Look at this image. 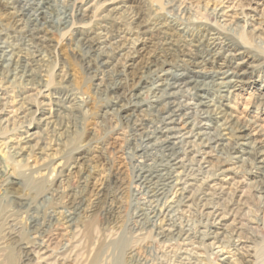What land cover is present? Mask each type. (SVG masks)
Wrapping results in <instances>:
<instances>
[{
    "label": "bare ground",
    "instance_id": "6f19581e",
    "mask_svg": "<svg viewBox=\"0 0 264 264\" xmlns=\"http://www.w3.org/2000/svg\"><path fill=\"white\" fill-rule=\"evenodd\" d=\"M3 2L13 10L17 24L15 32L22 42L12 44L6 40L7 37L0 29V78L6 84L18 83L28 88H37L39 74L36 72L35 64L42 55L40 48L42 45L40 43L44 39L42 32L46 27L72 30L78 45L82 48L80 53L82 60L98 81L96 85L99 92L108 97L109 106L132 119L135 112L145 110L143 107L146 103L142 101L140 94L147 89L153 97L149 107L157 112H169L167 117L163 115L166 117L165 129L158 128L156 131L158 138L165 136L158 142L164 150V156L160 158L162 162L143 165L139 174V180L150 192V201L157 202L155 209L158 202L166 198L172 188L180 186L176 191L177 200L170 199L168 205L157 211L158 214H164L168 210L167 213L173 220L163 225L159 224L162 225L158 228L159 237L167 239L168 242L171 239H181L184 245L189 244L186 241L193 242L194 239H198L197 242L208 247L211 252L217 249L221 253L227 252L222 243L226 238L227 228L234 220L227 223L231 217L222 211L220 200L223 199V194H227L225 192L227 184L231 187L232 185L242 187L243 176L235 164L248 158L253 162L252 168L256 169V172L264 167V140L258 137V134L264 135L262 133L264 124L255 125L260 126L257 131H254L255 128L250 129L249 124L241 122V117L233 104L244 85L250 82L249 78L254 70L264 66V56L249 52V47L235 38L234 31L239 27L236 24V15L219 9V23L212 25L201 19L192 23L181 21L149 3L144 10L136 11L130 5V0H3ZM58 5L62 7L61 11L57 8ZM99 8H102V11L97 14L96 10ZM56 14H62L63 19L55 20ZM261 30L262 25L254 27L255 33ZM166 86L168 89L187 88V92L190 91L196 99L197 107H203L200 114H205L210 123L215 124V132L208 134L206 131L211 124H192L187 113L180 112L181 107L174 108L176 94L165 93L163 90H166L164 89ZM262 88L264 89V81L259 89ZM215 92L221 93L219 95L224 98L225 102L220 101L223 106L216 107L213 104L214 100L210 95ZM75 97L73 94H67L66 101H57L55 114L44 116L40 121L50 126L53 133L57 128L61 130L70 128L72 124L65 125L64 120L68 116H77L80 102ZM257 97L264 102V92L258 93ZM22 103L31 105L29 99ZM2 105L0 97V108ZM4 114V109H0V120ZM178 115H181L180 120L175 118ZM133 119L131 120L133 129L142 130L145 124ZM176 124L178 126H175ZM176 131L181 133L182 138L184 137L182 140L194 137V140H200V143L193 145L194 140H188L185 149L176 151L171 147L177 143L172 140L176 137L169 135ZM67 132L66 129L60 133L58 139L66 149L65 159L60 165L61 174L50 184H43L42 188V185L39 186L41 189H38L34 197L17 195L13 201L14 207L8 208L10 207L8 203L2 205L4 207L1 208L3 217L0 220V251L4 248L7 236L19 234L11 227L17 224L18 216L22 213L28 215L29 230L32 234L49 236L50 229L57 225L59 228L68 229L72 239H75L82 231L86 217L93 208L101 199H110L108 176L97 165L100 153L99 137L85 145L72 147L71 135H67ZM63 134L64 137L61 139ZM205 134L209 137H204ZM18 148L19 151L14 152L16 156L24 152L43 153L47 144L44 140L38 139L37 131L33 127H27ZM194 150L198 154L193 159L200 164L199 172L196 173L197 169L184 180L176 173L178 168L184 166L182 162L184 158L180 159V153L187 156ZM202 163H209V166L205 167ZM73 175L78 176L80 180V187L74 191L66 184L67 179ZM263 188H259L258 191L264 193ZM197 204L206 210L203 211L204 216L206 214L208 217L205 216L206 223L203 225L206 230L200 231L199 235L188 233V229L182 227L180 223H175L173 219L176 214L184 215L186 209H191ZM142 223V226L147 224ZM233 235L229 237L235 252L241 254L244 251L246 258L256 257L258 261L264 256L262 249L259 250L254 244H249L251 241L243 239L240 235L236 234L235 237ZM30 243L33 244L29 239L23 242L27 247L31 246ZM27 247L23 255L26 259L31 253ZM174 252L182 259V263L179 264H188V260L193 258L199 261L204 256L201 252L185 247H180ZM223 260L233 264L227 257Z\"/></svg>",
    "mask_w": 264,
    "mask_h": 264
},
{
    "label": "rangeland",
    "instance_id": "374dc122",
    "mask_svg": "<svg viewBox=\"0 0 264 264\" xmlns=\"http://www.w3.org/2000/svg\"><path fill=\"white\" fill-rule=\"evenodd\" d=\"M148 3L187 23L201 19L206 23L216 25L219 23V9L229 11L236 15V24L239 25L234 31L235 38L248 46L249 52L264 56V0H130V5L136 11L144 10ZM57 8L60 11L62 9L59 5ZM11 10L3 0H0V29L7 37L6 40L12 44L14 42L21 44L22 41H19L21 38L15 32L17 24L13 10ZM101 11L102 8H99L96 13L99 14ZM62 19V14H56L55 20L61 21ZM256 25H262V30L257 33L254 32ZM44 31L42 32L44 39L40 43L42 44L40 46L42 55L35 64L36 72L39 74V85L37 86L39 89L28 88L18 83L6 84L0 78V97L3 103L0 109H4L5 112L0 120V220L3 217L1 208L4 206L2 205L8 203L10 206L8 208L14 207L13 201L16 200L17 195L34 197L43 184H50L61 174L60 165L65 159L66 149L58 139L60 133L66 129L68 130L67 135H71L72 147L85 145L88 141L99 137L100 153L97 165L108 176V192L111 200L103 198L93 208L87 215L85 227L83 226L76 240L72 239L68 229L59 228L57 225L50 229L49 236L32 234L29 230L28 215L20 214L17 224L11 227L19 234L9 235L4 240V248L0 251V264H179L182 263V259L174 250L180 247L191 248L193 251L204 254L199 261L196 258L188 260V264H228L223 260L225 257L233 264H264V256H261L258 261L256 257L246 258L244 251L241 254L235 252L236 250H233L231 246V237H229L231 234H234L233 237L236 234L240 235L243 239L252 242L249 244H254L255 248L264 251V193L258 191L259 188L264 187V174H262L264 167L259 170L260 173L256 172V169L252 168L253 162L248 158L235 164L243 176L241 178L242 187L239 188L238 185L231 187L227 184L225 191L227 194H223L222 197H224L220 200L222 211L231 217L227 223L234 220V223L227 228L226 238L224 237L225 240L222 243L227 252L221 253L219 249L211 252L208 247L198 243V239H194L193 242L186 241L189 244L184 245L181 239H171L168 242L167 239L159 237L158 228L173 220H171L172 217L170 219L168 210L164 214H158L157 211L168 205L170 199L177 200L176 191L180 186L172 188L167 197L158 202L155 209L157 202L150 201V192L147 186L139 180V174L142 167L162 162L164 150L158 142L165 136L158 138L156 131L158 128L165 129L164 121L169 112L161 113L155 111L154 108L151 109L149 106L153 98L152 94L144 89L140 97L146 103L143 107L145 110L135 112L132 119L140 120L145 126L142 130L135 131L132 119L123 116L114 107L109 106L108 97L99 92L96 85L98 81L82 60L80 54L82 48L78 45L73 31L51 27H46ZM249 79L250 82L244 85L237 96V101L233 104L236 106L237 114L241 117V122L249 124L250 129L255 128L254 131H257L260 126L255 125L264 124V102L257 97L258 93L264 92L263 88L259 89L264 81V66L256 68ZM164 89H166L163 90L166 91L165 93L175 92L174 108L181 107L180 112L187 113L192 124H211L212 126L207 131L204 130L208 134L215 132V124L210 123L205 114H200L203 107H197L196 99L190 91L187 92V88L168 89L166 86ZM67 94L76 96L80 107H78L77 116H68L64 120L65 125L72 124V126L63 128V130L57 128L55 134L50 126L44 125L40 120L44 116L54 115L57 101H66ZM219 94L221 93L215 92L210 95L216 107L223 106L220 101H224V98ZM28 99L31 105L22 103ZM175 118L180 120L181 115ZM27 127H33L37 131L38 139L44 140L47 148L43 153L24 152L16 156L14 152L19 151L18 147H20ZM208 134L204 137L208 138ZM169 135L176 137L172 140L177 143L171 146L176 151L185 149L186 142L195 139L193 137L182 140L184 137L182 138L181 133L177 131ZM259 135L261 134H258V137L264 140V135ZM62 137L64 134L61 139ZM192 143L193 145L198 144L200 140H194ZM197 147L200 148L201 145ZM196 155H198L196 150L187 156L180 153V159L184 158L182 159L184 166L181 169L178 168L176 173L184 180L197 169L196 173L199 172L200 164L193 159ZM216 163L218 165V162ZM202 164L205 167L209 166V163ZM212 164L210 167L213 166ZM14 180L20 183H15ZM66 184L70 190L74 191L80 187V180L78 176L73 175L67 179ZM186 210L184 215L176 214V219L173 218L174 222L180 223L182 227L188 229V233L191 232L190 234H200V231H205L206 228L203 225L206 223L207 216L206 214V217L204 216L206 210L201 208L200 204ZM142 222L147 224L142 226ZM28 239L33 242L29 247L23 244ZM25 247L31 251L27 259L23 256L26 251Z\"/></svg>",
    "mask_w": 264,
    "mask_h": 264
}]
</instances>
